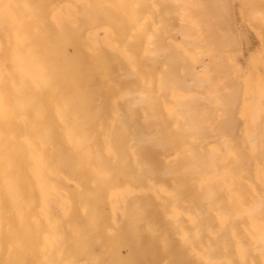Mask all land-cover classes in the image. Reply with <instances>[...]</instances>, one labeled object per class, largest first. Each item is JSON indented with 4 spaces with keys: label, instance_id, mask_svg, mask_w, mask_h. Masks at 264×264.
<instances>
[{
    "label": "rangeland",
    "instance_id": "rangeland-1",
    "mask_svg": "<svg viewBox=\"0 0 264 264\" xmlns=\"http://www.w3.org/2000/svg\"><path fill=\"white\" fill-rule=\"evenodd\" d=\"M131 1L133 14L144 13L142 5L146 8L148 5L150 11L165 12L164 16L169 19L159 21L148 15L147 23L132 19L123 25L104 21L102 16L98 23L90 25L79 24L78 17L71 11L74 22L71 30L77 33L74 41L61 40L57 25L51 32L56 33L54 36L47 38L43 34L39 39L40 46L49 51L56 74L53 90L42 93L44 100L53 107L62 93L68 96L80 93L81 99L87 104L93 103V109L100 113V122L89 129L101 157L96 162L99 168L91 174L87 172V166L95 164L92 145H85L77 154L86 171L85 178L92 175L105 207L109 209L115 203L117 194L109 182L122 185L127 180L126 172L136 174L142 163L155 168L158 175L154 181L158 184L170 189L181 185L185 191L179 208L183 224L176 227L167 213L159 214L158 222L167 228L165 234L138 233L131 249L122 245L126 240L122 232L104 231L101 234L103 245L114 247L103 250V256L119 264H264L259 251L249 250L246 257L235 240L231 242L234 246L231 256L226 257L223 234L219 232L222 222L213 208L214 224L205 229L203 239H188L194 232L189 215L190 189L201 196L209 181L224 185L230 180H241L247 202L252 200L253 187L264 197V139L255 126L245 123L253 100L251 84L262 70L264 25L253 15H264V0ZM116 12L124 13L123 9ZM124 27L128 29L122 32L120 28ZM184 32H189L190 36L182 35ZM195 80L211 81L213 89L189 88ZM228 91L231 103L225 111L219 98ZM150 94L156 101L157 121H148L150 108L141 102ZM191 95L209 111L207 123L224 121L223 125L230 128L233 124L235 129L229 133H211L206 124L195 129L180 124L179 108ZM84 116H91L87 109ZM119 117L125 118L132 127L149 123L148 132L154 135L155 141L128 144L129 133L118 131ZM52 124L59 140L65 141L57 122ZM158 127L168 133H157ZM114 131L118 134L112 136ZM165 142L170 146H165ZM113 143L118 152L111 151L115 147ZM121 147L129 158L120 162L116 158L121 155ZM185 155L193 159L194 170L180 168L185 163ZM134 158L140 160L133 161ZM244 161L251 164L250 175L247 174L249 169L243 166ZM172 164L179 166L177 173L168 170ZM122 165L124 170H119ZM82 187H88L86 181ZM233 196L229 187L223 189V199L230 210L236 202ZM201 206L198 202L196 208ZM241 225L245 243L254 244L252 221L246 219ZM61 264L74 263L68 258ZM80 264L87 262L82 259Z\"/></svg>",
    "mask_w": 264,
    "mask_h": 264
},
{
    "label": "bare ground",
    "instance_id": "bare-ground-1",
    "mask_svg": "<svg viewBox=\"0 0 264 264\" xmlns=\"http://www.w3.org/2000/svg\"><path fill=\"white\" fill-rule=\"evenodd\" d=\"M84 1L0 0V264H61L68 258L74 264H80L82 259L87 264H119L102 254L113 246L103 245L101 234L104 231L122 232L126 238L122 245L131 249L138 233L158 231L165 234L167 228L157 220L159 214L167 213L176 227L184 222L179 210L185 197L182 186L170 189L158 184L154 181L158 172L146 163L139 164L137 176L135 172H126L127 180L122 185L109 182L117 194L115 203L106 208L92 175L85 178L86 171L77 154L85 145H92L95 164L87 166V172L99 168L96 162L101 157L89 129L100 122V113L93 109V103H85L80 93L73 96L62 93L53 107L42 96L44 91L53 90L56 74L49 51L40 46L39 39L43 34L47 38L54 36L56 33L52 35L51 32L57 25L61 40L74 41L77 33L71 30L74 22L69 12L76 14L79 24L90 25L98 23L102 16L104 21L123 25L132 19L147 23L148 15L159 21L169 19L164 16L165 12L150 11L148 5L147 8L142 5L144 13L133 14L131 0H87L85 4ZM118 9H123L124 13L119 15ZM253 16L264 25L263 14ZM120 29L124 32L128 28ZM182 35L190 36V33ZM261 58L262 70L251 84L253 100L245 123L255 126L264 139V55ZM189 88L211 91L213 85L211 81L195 80ZM230 97L228 91L219 98L225 111L231 103ZM141 102L150 108L148 121H157L153 95L143 97ZM85 109L91 114L90 118L84 116ZM179 113L178 122L189 129L202 124L210 127L211 133H229L235 129L233 124L229 123L230 128L223 125L224 121L207 123L209 111L200 106L194 95L182 103ZM118 121L121 122L118 131L129 133L128 144L155 141L154 135L148 132L149 123L132 127L123 117ZM52 122H57L65 141L56 136ZM157 129H160L157 133H168L161 127ZM241 133L244 130L241 129ZM164 145L170 146L169 142ZM113 147L111 151L118 152L116 143ZM120 153L117 161L129 158L124 147ZM184 158L185 163L180 168L194 170L193 159L188 155ZM243 166L249 169L247 174L250 175L251 164L244 161ZM123 167L119 170H124ZM178 168L172 164L168 170L177 173ZM138 177L144 180H137ZM84 181L87 188L82 187ZM242 182L230 180L222 185L209 181L201 196L190 189L189 215L193 219L194 232L188 239H203L205 229L214 224L213 208L222 222L219 232L223 234L226 257L231 256L234 247L231 242L235 240L246 257L249 250H254L264 258V197L253 187L252 200L247 202ZM225 187L234 193L233 210L226 207L223 199ZM198 202L202 205L200 208H196ZM246 219L254 226V244H246L242 238L241 223ZM183 240L186 242L187 236Z\"/></svg>",
    "mask_w": 264,
    "mask_h": 264
}]
</instances>
